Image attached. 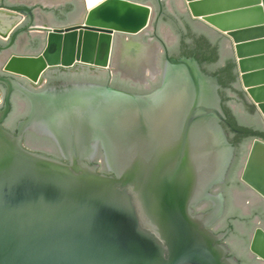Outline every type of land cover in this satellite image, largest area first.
<instances>
[{
	"label": "water",
	"instance_id": "obj_1",
	"mask_svg": "<svg viewBox=\"0 0 264 264\" xmlns=\"http://www.w3.org/2000/svg\"><path fill=\"white\" fill-rule=\"evenodd\" d=\"M178 3L193 20L228 38L240 86L264 121V103L258 105L247 91L257 88L264 99V0ZM124 9L144 11L145 24L131 29L102 17L106 10L117 15ZM36 13L27 6L0 8V38L10 37L6 49L32 27ZM152 16L148 5L103 0L89 9L82 25L49 30L39 56H14L5 70L36 83L49 69L76 64L120 72L137 82L110 64L113 34L136 36ZM25 17L28 25L15 31ZM52 38L59 54L69 47V62L50 63L37 77L10 67L45 55ZM90 38L91 57L97 50L102 62L88 57ZM0 85L6 88L0 109V264H239L222 244L229 230L215 234L210 229L223 205L194 213L203 201H213L209 191L223 181L234 153L222 127L226 116L218 79L205 74L195 58L167 57L159 87L143 95L91 83L35 93L1 76ZM13 91L30 104L16 134L2 126ZM26 131L51 139L60 157L26 149ZM257 144L264 147V141L253 140L240 180L252 198L264 201V153L253 169V182L247 179ZM100 151L109 175L98 172ZM258 238L264 243L261 228L252 235L249 252L264 264Z\"/></svg>",
	"mask_w": 264,
	"mask_h": 264
},
{
	"label": "flooded vegetation",
	"instance_id": "obj_2",
	"mask_svg": "<svg viewBox=\"0 0 264 264\" xmlns=\"http://www.w3.org/2000/svg\"><path fill=\"white\" fill-rule=\"evenodd\" d=\"M99 1L102 0H55V4H53L54 2L51 3L53 5H44L45 3L43 4L40 0L34 2H28L27 0H0V8L27 6L32 12H37L32 27L19 33L9 49H6V47L9 44L10 37L7 39L0 38V76L14 79L20 85L35 93L69 84L91 83V78L95 77L96 79H101L109 76L110 79H117L118 82H130L131 91L128 93L138 95L148 94L156 89L153 88V85H155L158 79L161 78L162 69L167 57L172 59L187 57L180 55L181 50L178 47L180 45L179 40L181 39L179 33L182 34V31L188 29L187 24L183 21L180 24L174 18H170L175 22V27L179 31L178 33L168 21L163 19L169 16H167L166 13H163V5H166L171 15H176L177 13L180 15H187L193 21L192 27H194V31L198 34L203 31L196 28L195 25L200 24L206 26L197 20H193L187 12H183L182 8L179 6L178 0H161V11L158 0H129L131 2L150 6L153 9V16L150 20L149 26L136 36L119 33L113 34L110 64H113L117 50L122 43L137 44L140 46H154L156 48L157 46L155 44H157L159 48H157L155 54L156 57L154 64L161 72L155 74L153 77L150 74L148 75L150 71H145V80L142 82H134L131 79L123 78L120 72L113 74L109 70L100 71L85 65L74 64L72 68L67 70H62L60 68L49 69L36 83H31L26 80L27 78L10 74L5 70L7 63L14 56H39L46 47L47 33L49 30H65L66 28L82 25L88 15L89 9L92 8L93 4L98 3ZM28 23L29 20L25 17L22 24L15 31L24 28ZM161 24L168 26L169 28L170 34L168 39L163 34V31L161 30L162 27L160 28ZM208 29L212 30L211 28ZM5 97L6 88L0 85V109L4 106ZM9 104L10 111L7 118L2 123V126L9 132H14L13 134H16L18 123L24 121L30 112V104L18 91H13L11 93ZM223 129L225 131L224 127ZM226 135L228 138L229 134L226 133ZM234 135L239 134L235 133ZM252 142L253 140L247 143V152L245 155H241L239 151L240 147L232 144L234 147L233 158L224 179L221 183L213 185L209 191L210 195L213 197V201H203L194 209L195 214H200L211 210L215 203L223 205L222 215L216 222H214L210 229L215 234L225 233L229 230L228 234L223 239L222 244L227 246L229 249V255H234L236 260L238 258L237 256L242 255H246L251 260L254 259L249 252L252 235L257 228L264 230V201L260 198L254 199L249 196L251 190L240 180V172L244 167L249 147ZM22 145L28 150L48 155L51 153V146L57 148L56 144L51 139L39 136L32 131H26L23 136ZM44 146L46 147L41 149V147ZM240 164H242V166L237 167ZM103 173L109 175L107 170ZM241 196L245 198L243 202L238 200ZM234 227L236 230H234Z\"/></svg>",
	"mask_w": 264,
	"mask_h": 264
},
{
	"label": "trees",
	"instance_id": "obj_3",
	"mask_svg": "<svg viewBox=\"0 0 264 264\" xmlns=\"http://www.w3.org/2000/svg\"><path fill=\"white\" fill-rule=\"evenodd\" d=\"M163 13H166L167 16L169 15V18L166 17L163 19L168 21L178 33L179 31L175 27V22L170 18H174L180 24L182 21L187 24L188 29L182 31V34L179 33L181 38L179 40L180 45L178 46L181 50L180 55L196 58L205 74L217 77L220 84L218 93L221 98L222 109L226 116L222 127L229 134L228 141L234 146L240 147L239 151L241 155H245L248 142L254 139L264 141V123L256 107L240 86L233 52L225 47V42L228 41V38L220 33H215V38L210 37L204 31L198 34L194 31V27H192L193 21L187 15H180L177 12L176 15H171L166 5H163ZM91 81L94 84L110 86L126 92L131 91L130 82H118L117 79H110L109 76L101 79L94 77L91 78ZM160 81L161 78L153 85V88L159 87ZM235 133L239 135H234ZM45 147H41V149ZM50 150V155L60 157L56 147L51 146ZM96 164L99 165V173L106 172L103 165L102 151L99 153ZM239 166L241 167L242 164L237 167ZM234 230H236L235 227ZM237 257L239 264H259L256 259L251 260L246 255Z\"/></svg>",
	"mask_w": 264,
	"mask_h": 264
},
{
	"label": "bare ground",
	"instance_id": "obj_4",
	"mask_svg": "<svg viewBox=\"0 0 264 264\" xmlns=\"http://www.w3.org/2000/svg\"><path fill=\"white\" fill-rule=\"evenodd\" d=\"M28 2H34L38 0H27ZM43 2L44 5L48 4H55V0H40ZM103 1V0H102ZM99 1L98 3H100ZM24 3V2H22ZM98 3L93 4L92 7L97 5ZM28 4V3H26ZM51 4V5H53ZM147 14H145L142 10H134V9H124L123 12L117 13V15L110 12V10H106L103 12L102 17H104L107 21V23L117 24L121 25L126 28L131 29H137L145 24V21L147 19ZM38 16V15H37ZM101 17V16H99ZM212 20L213 18L210 17ZM214 21V19L212 20ZM150 23V22H149ZM148 23V26H149ZM46 25V24H45ZM147 26V27H148ZM57 39L52 38L50 47L45 55L41 56L38 59L34 60H17L14 61L10 67L14 69L15 71H19L22 73H26L30 75L31 77H37V75L50 63H54L57 61L60 62H69L70 58L68 56L69 47L67 46L64 49H60V54L58 53L59 48L56 45ZM94 41L90 38V42L88 43V57H91V54L94 50ZM104 41H100L99 45H103ZM98 46V45H97ZM157 46V45H156ZM158 48V46H157ZM157 48L154 46H144V45H137V44H128V43H122L120 44L116 57L113 62V68L116 71H121L125 76L132 78L136 81H143L144 79V72L150 71V75L153 77L155 74H157V70L154 65L155 60V54L157 51ZM63 52L66 54L63 55ZM58 55L60 57L58 58ZM103 55L101 52H95V54L91 57V59L95 62L96 60L98 62H102ZM3 58V57H2ZM75 59V57H74ZM76 61V60H75ZM240 63L243 64V59H240ZM250 72L247 70H244L243 76H248ZM35 83V82H34ZM247 91L250 93L251 97L256 101L258 105L261 103L263 104L264 99L259 95V92L257 91V88L249 87L247 88ZM262 153H264V147L260 144H257L255 146V152L253 154V159L250 164V170L247 176V179L250 182H253V169L257 165L258 159L262 157ZM249 196H251L249 194ZM244 197H239V201L243 202ZM256 249L258 252H260L262 255H264V243H261V239H257L256 243Z\"/></svg>",
	"mask_w": 264,
	"mask_h": 264
},
{
	"label": "rangeland",
	"instance_id": "obj_5",
	"mask_svg": "<svg viewBox=\"0 0 264 264\" xmlns=\"http://www.w3.org/2000/svg\"><path fill=\"white\" fill-rule=\"evenodd\" d=\"M161 27H162L161 30L163 31V34H164L165 37L168 39V38H169V34H170L168 26H164V25L161 24L160 28H161ZM195 27L198 28V29L201 30V31H204L205 33H208V35H209L210 37H212V38H215V37H216V34H215V33H218V32H216V31H214V30H209V29H208L209 27L207 28V26H202V25H200V24H196ZM225 47H226V49H228L229 51H232V52H233V50H232V46H231V43L229 42V40L225 42ZM233 55H234V53H233ZM149 74H150V73H148V75H149ZM261 119H262V118H261ZM262 122L264 123L263 119H262ZM40 146H41V145H40ZM39 148H40V147H39Z\"/></svg>",
	"mask_w": 264,
	"mask_h": 264
}]
</instances>
